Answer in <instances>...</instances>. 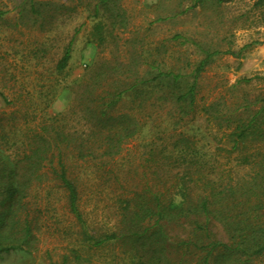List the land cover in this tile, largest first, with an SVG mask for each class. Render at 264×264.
I'll use <instances>...</instances> for the list:
<instances>
[{
    "label": "rangeland",
    "instance_id": "1",
    "mask_svg": "<svg viewBox=\"0 0 264 264\" xmlns=\"http://www.w3.org/2000/svg\"><path fill=\"white\" fill-rule=\"evenodd\" d=\"M98 2L0 0V128L9 126L8 134L16 132L13 127L35 128L42 117L67 111L74 89L98 62L136 55L142 71L150 54L164 69L188 75L182 82L190 85L205 52L219 54L197 76L195 105L182 119L169 112L171 107L154 114L144 134L127 142L111 167L67 161L80 209L95 234L113 228L120 196L155 180L154 167L146 162L151 147L181 134L207 149L223 146L225 119L251 104L260 107L264 100V2L115 0L95 15ZM69 45L70 60L59 70ZM11 138L14 143L22 136ZM28 193L31 242L2 254L0 264L122 263L125 255L118 245L83 247L67 192L52 175L42 185L35 182ZM211 231L215 239L226 240L220 225H211ZM257 264H264V258Z\"/></svg>",
    "mask_w": 264,
    "mask_h": 264
},
{
    "label": "trees",
    "instance_id": "2",
    "mask_svg": "<svg viewBox=\"0 0 264 264\" xmlns=\"http://www.w3.org/2000/svg\"><path fill=\"white\" fill-rule=\"evenodd\" d=\"M113 1L99 0L95 15ZM217 54L205 52L190 85L182 82L188 75L164 69L150 54L142 71L136 55L98 62L74 89L67 111L42 117L35 128L13 127L10 135L9 126H2L0 256L30 244L33 228L25 200L35 182L42 185L52 175L67 192L83 247L118 245L125 255L121 264H257L264 258V100L225 119L223 146L207 149L181 134L151 147L146 162L153 165L155 180L118 198L108 232L92 233L78 187L69 178V159L97 169L111 167L123 146L144 134L154 114L168 107L180 119L188 114L196 101L197 76ZM70 56L71 45L59 70ZM18 133L22 138L11 143ZM213 224L222 227L225 241L214 238Z\"/></svg>",
    "mask_w": 264,
    "mask_h": 264
}]
</instances>
